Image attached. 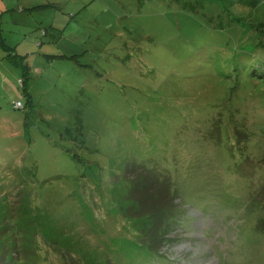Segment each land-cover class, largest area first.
Here are the masks:
<instances>
[{"label": "rangeland", "instance_id": "1", "mask_svg": "<svg viewBox=\"0 0 264 264\" xmlns=\"http://www.w3.org/2000/svg\"><path fill=\"white\" fill-rule=\"evenodd\" d=\"M27 1L0 0V264H264V0Z\"/></svg>", "mask_w": 264, "mask_h": 264}, {"label": "trees", "instance_id": "2", "mask_svg": "<svg viewBox=\"0 0 264 264\" xmlns=\"http://www.w3.org/2000/svg\"><path fill=\"white\" fill-rule=\"evenodd\" d=\"M53 7L54 5H51V4H49V5H35V6H33V7H26V8H19L20 9V11H22V12H25V11H28V12H32V10H34V11H39V10H41L42 8H47V7ZM55 6H56V4H55ZM12 9H16L15 7H13ZM33 11V12H34ZM31 14V13H30ZM51 33H50V30L49 29H46V28H42L41 29V31H40V37L38 38L37 37V39H40V38H44V37H48L49 35H50ZM0 42H1V44L4 46V49L5 50H9L10 51V48L6 45V42H5V38L3 37V34H2V32L0 31ZM43 44V42H39V45L41 46ZM12 56V57H11ZM16 56V55H15ZM14 56H13V54L12 53H10V58H13ZM60 57H63V58H70V57H68L67 55H64V54H62V55H60ZM76 56H71V58H75ZM18 64H20L19 62H18ZM24 68H26V67H24ZM26 71H28V72H26ZM29 71H30V69H26L25 70V72H26V74L27 73H29ZM19 83H20V85H21V87H23V88H25L26 86H25V81L23 80V79H20L19 80ZM26 89V88H25ZM18 103V102H17ZM16 103V104H17ZM21 103V102H20ZM16 104H15V107H16ZM21 105H22V103H21ZM22 107V106H21ZM258 195V194H257ZM256 194L255 195H253L252 196V199H251V201H250V203L248 204V207H249V210H253V209H256V208H259V207H261L260 205H261V203H262V201H260L259 200V198H257L256 196H257ZM261 199L262 198H264V194L263 195H261V197H260ZM247 207V208H248ZM172 208V203H171V205H169L168 206V208L167 209H163V208H161L162 210H161V216H169V215H167L168 214V212L170 211V209ZM160 210V209H159ZM157 212H159V211H156V212H152V218H151V221H152V223H153V225L151 226V229H150V231L148 232V234H147V239L149 240V239H152V241H150L149 242V247L148 248H146L145 247V249L149 252V253H151V252H153L152 250H150V245H151V247H156V243H157V241H156V238H160V240H163V238L162 237H166L165 236V231H160V232H158V233H154V232H157L158 231V229L160 228V227H156L155 225H157L158 224V221L159 220H161V217H159L158 216V214H157ZM169 217H171V216H169ZM170 221H171V219L168 221V223H167V225H166V231H168L169 230V228H170ZM261 224L262 225H264V219H262V221H261ZM155 226V227H154ZM165 227V226H164ZM165 229V228H164ZM152 232V233H151ZM155 238V239H154ZM166 241V240H165ZM147 243H148V241H147ZM149 249V250H148ZM146 251V252H147ZM1 257V256H0ZM5 261L3 260V264H5L4 263ZM166 262V264H173V261H171L170 260V262L168 261V260H166L165 261Z\"/></svg>", "mask_w": 264, "mask_h": 264}, {"label": "crops", "instance_id": "3", "mask_svg": "<svg viewBox=\"0 0 264 264\" xmlns=\"http://www.w3.org/2000/svg\"><path fill=\"white\" fill-rule=\"evenodd\" d=\"M29 1L32 2L33 4H30ZM27 3H28V5H26V7H31V6L33 7L35 5H49V4L54 5L53 7H55V4H57V3H58V5H60V0H57V3L54 2L53 0H28ZM32 11H34V10H32ZM5 83H6V81H5Z\"/></svg>", "mask_w": 264, "mask_h": 264}, {"label": "built area", "instance_id": "4", "mask_svg": "<svg viewBox=\"0 0 264 264\" xmlns=\"http://www.w3.org/2000/svg\"><path fill=\"white\" fill-rule=\"evenodd\" d=\"M20 106H22V105H21L20 102H18V103L16 104V108H18V107H20Z\"/></svg>", "mask_w": 264, "mask_h": 264}]
</instances>
